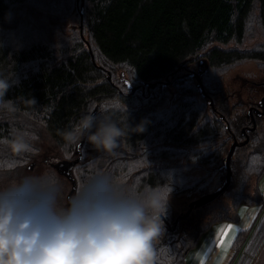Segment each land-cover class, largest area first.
Instances as JSON below:
<instances>
[{
  "label": "trees",
  "instance_id": "16d2710c",
  "mask_svg": "<svg viewBox=\"0 0 264 264\" xmlns=\"http://www.w3.org/2000/svg\"><path fill=\"white\" fill-rule=\"evenodd\" d=\"M252 19L264 37V0H0V80L9 83L3 101H11L0 106V168L10 170L9 179L52 172L70 184L68 202L93 171L124 186L159 187L167 205L155 264H188V252L214 222L239 221L242 202L264 208L262 119L234 152L230 193L223 195L230 200L189 207L224 179L230 131L220 114L237 134L249 118L239 112L241 102L230 105L235 91L226 74L248 61L264 70V40L237 45L253 30ZM200 59L206 68L199 73ZM92 111L124 129L113 153L83 137L66 139ZM79 152L70 175L60 170L59 162ZM252 181L254 192H245ZM255 221L238 231L227 264H249L238 257ZM260 228L251 250L264 238Z\"/></svg>",
  "mask_w": 264,
  "mask_h": 264
},
{
  "label": "clouds",
  "instance_id": "9594fccd",
  "mask_svg": "<svg viewBox=\"0 0 264 264\" xmlns=\"http://www.w3.org/2000/svg\"><path fill=\"white\" fill-rule=\"evenodd\" d=\"M9 83L0 80V106ZM137 128L143 131V126ZM77 133L98 152L113 153L125 135L103 111L82 117ZM17 152L22 144L14 145ZM0 168V264H155L167 201L159 187L124 186L102 171L83 175L67 206L58 176Z\"/></svg>",
  "mask_w": 264,
  "mask_h": 264
},
{
  "label": "rangeland",
  "instance_id": "374dc122",
  "mask_svg": "<svg viewBox=\"0 0 264 264\" xmlns=\"http://www.w3.org/2000/svg\"><path fill=\"white\" fill-rule=\"evenodd\" d=\"M81 8V7H80ZM79 11V10H78ZM73 20V19H72ZM76 22H72V24H75ZM250 27L248 29V31L253 30L250 33H245V37L242 41V43H238L237 45H239L238 47L240 48H251L253 46H257L259 44H261L264 40L262 31H261V26L259 21L256 22L255 20H251L250 21ZM232 44H235L234 41L231 42ZM230 44V45H232ZM200 59L198 61H196L194 64L196 65V69L197 71L200 70L202 71L203 69L206 68V62L203 61L201 62ZM260 68L257 66V63L255 61H248L246 63L243 64H238L237 67L231 68V70L226 74V80L228 85L231 87V89H233L235 92V94H243V97H245L246 95V91L248 87H244V90H240V88L242 89L244 85H254L255 82L251 81L254 79H258L260 77ZM120 75L122 77H125L124 72H120ZM44 140L45 142L49 143L50 142V137L49 135H45L44 134ZM35 172V171H34ZM32 173V172H31ZM30 173V174H31ZM62 185H63V192H62V203L67 206L68 204V197L69 195H71L70 193H66L68 190V187H70V184L67 183L64 179H62ZM68 185V187H67ZM259 186L261 189H263L264 192V175L263 177L259 180ZM254 191V181L250 182L248 184V186L245 188V192L247 193H252ZM223 200H230L228 195L225 196H221ZM173 202H174V198H172ZM260 211V214L258 215V212ZM240 215V220L237 222L232 221L231 222V229H226L224 226L226 220H224L225 222H218L217 224L220 225V227H224L221 231H220V236L218 237V242L215 244L214 246V251L211 253H209V255L207 256L206 260H209L208 263L206 264H227V262H229L230 260V256L232 255V243L235 239V237L238 234V231L241 229H245L247 228L254 220L257 219V222H259L263 215H264V208H261L260 205L258 204H254V205H249L246 204L245 202H242L239 206H238V211ZM257 215V216H256ZM216 223H214L212 225V227H216L217 226ZM211 227V226H210ZM209 228L206 232H204L198 242V244L191 249L188 252L187 255V262L188 264H194L195 261L197 260V255L199 256V254L201 253V250L205 244V242L208 240V238L210 237V235H212V233H214V228ZM221 241H223V244L221 243ZM246 242V241H245ZM245 243L243 244L241 250L243 249ZM212 249V250H213ZM240 250V252H241ZM198 264H202V262L200 261V263ZM203 264H205V262H203ZM252 264H264V240L261 243V245L259 246L257 252L255 253V255L253 256V261Z\"/></svg>",
  "mask_w": 264,
  "mask_h": 264
},
{
  "label": "flooded vegetation",
  "instance_id": "af4514ba",
  "mask_svg": "<svg viewBox=\"0 0 264 264\" xmlns=\"http://www.w3.org/2000/svg\"><path fill=\"white\" fill-rule=\"evenodd\" d=\"M260 74L261 75L257 80L256 79L251 80V81H254L255 84L248 86V88H247L248 91H246L245 97H243V94H238V93L237 94L233 93L232 96H230V99H229L230 105H233L234 103L241 102L243 108L241 107L239 112L241 113L242 109H243V111L246 110L247 116L249 117L246 124H244V126H242L241 128L238 129V134L233 129H231L230 123L227 120V118L225 117V115L220 114L222 116V118L224 119V121L226 122V128L230 131L229 132L230 133L229 146L232 144V142H234V141L237 142V144L234 148V151H233V155L231 157L230 165L232 163V158L234 156V152H235L236 148L240 147L242 145H245L249 141L250 131L257 129V127L259 125V121L261 119L264 122V112L262 113V111H264V104H263L264 102L263 103L261 102L262 101L261 99L264 97V70H261ZM228 88L230 90H233V89H231L230 86ZM208 99H209V104L212 107H215L214 106V100L212 98H209V97H208ZM229 146H228V149H229ZM228 149H227V151H228ZM226 155H227V153H226ZM81 159H82V156H81ZM223 161H224V159H223ZM223 166L226 169V173H225V176H226L227 167L225 166L224 162H223ZM58 167H59V165H58ZM231 169H232V165H231ZM60 170L64 171L63 169H60ZM232 175H233V170H232ZM232 175H231V179H232ZM225 176H224V178H225ZM231 179H230V186L225 191V193H230L229 191H230V187H231ZM223 180H222V182H223ZM222 182L220 184H222ZM220 184H218L217 186H219ZM222 201L226 202L228 200H222Z\"/></svg>",
  "mask_w": 264,
  "mask_h": 264
},
{
  "label": "water",
  "instance_id": "95a60500",
  "mask_svg": "<svg viewBox=\"0 0 264 264\" xmlns=\"http://www.w3.org/2000/svg\"><path fill=\"white\" fill-rule=\"evenodd\" d=\"M77 1H79V0H77ZM82 13H83V7H81V10H80L81 18H82ZM80 34H81L82 38H84V40H85V42H86V44H87V46L89 48V52L91 53L92 59L94 60V54H93L92 47L90 45V41L84 35V33L82 31V28L80 29ZM94 62H95V60H94ZM200 72H202V71H199V73ZM108 77H110V76L108 75ZM166 82L168 83V80ZM156 84H157V82H153L152 83L153 86L156 85ZM261 100H262L261 102L263 103L264 102V97ZM263 112L264 111H262V113ZM94 113H95V111H92L91 114H94ZM236 144H237L236 141L232 142V144L229 146V149L227 151V155L224 157V161L223 162H224L225 166L227 167V174H226L222 184L217 186L214 190L208 192L206 195L198 197V198L190 201L189 202V207L193 208V206L195 207V206H199V205H202V204L210 203V202L216 200L217 198H219V197H221L222 195L225 194V191L230 186V179H231V175H232V169H231L230 161H231V157L233 155V151H234V148H235ZM80 146H81V141L77 144V149L78 150H80ZM81 156H82V153L79 152L76 157H74V158H72L70 160L59 162V167L63 166L65 173L67 175H70L72 168L80 161ZM73 188H74V184H73ZM70 193H71V191H70Z\"/></svg>",
  "mask_w": 264,
  "mask_h": 264
},
{
  "label": "crops",
  "instance_id": "0c3cea01",
  "mask_svg": "<svg viewBox=\"0 0 264 264\" xmlns=\"http://www.w3.org/2000/svg\"><path fill=\"white\" fill-rule=\"evenodd\" d=\"M260 211L261 210H259V212H258V215L260 214ZM257 216V215H256ZM264 215H263V217H262V219L259 221V222H257V219H256V221L254 222V225H253V228H252V231H251V233H250V237H249V239H251V242L252 241H254V242H256V238H254V239H252V237H251V235H255L256 234V232H257V229H258V227H260V225H261V228H260V231L262 230V229H264ZM218 222H225L224 220H222V221H218ZM218 222H214V223H218ZM231 222L232 221H226L225 222V225L224 226H226L225 228L226 229H229L228 228V226L229 225H231ZM213 223V224H214ZM212 224V225H213ZM260 224V225H259ZM212 225H211V227H212ZM210 227V228H211ZM212 228H214L213 230H214V233H212V235H210V237L208 238V240L205 242V244H204V246H203V248H202V250H201V253L199 254V256L197 255V260L195 261V263L194 264H198V263H200V261L202 262V264H203V262H205V264L206 263H208L209 262V260H206V258H207V256L209 255V253L212 251H214V246H215V244L218 242V237L220 236V231L224 228V227H220V225L219 224H217V226L215 227H212ZM249 239H248V241L246 242V244L244 245V247H243V249L241 250V252H240V256L238 257V259L241 257V255L244 257H241V259L243 258V261L244 262H248L249 261V264H252V261H253V256L255 255V253L257 252V250L258 249H256L255 251L252 249L251 250V247H252V245H253V243L251 244V243H248L249 242ZM263 240H264V238H263ZM263 240L261 241V243L263 242ZM261 243L259 244V246L261 245ZM259 248V247H258ZM213 249V250H212ZM211 252V253H212ZM235 264V263H234Z\"/></svg>",
  "mask_w": 264,
  "mask_h": 264
},
{
  "label": "snow or ice",
  "instance_id": "6c2138e0",
  "mask_svg": "<svg viewBox=\"0 0 264 264\" xmlns=\"http://www.w3.org/2000/svg\"><path fill=\"white\" fill-rule=\"evenodd\" d=\"M228 228L231 229V225H229ZM221 243L223 244V241H221Z\"/></svg>",
  "mask_w": 264,
  "mask_h": 264
}]
</instances>
